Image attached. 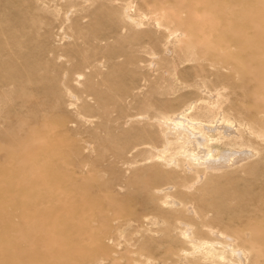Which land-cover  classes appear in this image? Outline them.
Segmentation results:
<instances>
[{
    "label": "rangeland",
    "instance_id": "1",
    "mask_svg": "<svg viewBox=\"0 0 264 264\" xmlns=\"http://www.w3.org/2000/svg\"><path fill=\"white\" fill-rule=\"evenodd\" d=\"M204 88L264 137V0H0V264H185L178 218L264 264V140L200 178L157 157Z\"/></svg>",
    "mask_w": 264,
    "mask_h": 264
},
{
    "label": "bare ground",
    "instance_id": "2",
    "mask_svg": "<svg viewBox=\"0 0 264 264\" xmlns=\"http://www.w3.org/2000/svg\"><path fill=\"white\" fill-rule=\"evenodd\" d=\"M126 8L128 9V7ZM126 17L132 20L130 16ZM210 91L212 92V90L204 88L202 92L203 94L206 93L204 94L206 98L197 99V101H193L172 114L157 119L159 125L164 128L163 134L165 137V145L161 149L158 148L159 150L155 148V150H158L157 157L162 158L166 166L172 165L178 169L185 168V165L188 166L198 178L219 174L230 168L239 169L251 157H257L261 153L257 141L253 139L264 140L262 134L257 133L250 125L238 122L227 113L226 109L222 110L221 103L218 104L221 97L219 99L213 97L215 100H212L208 95V93L212 95ZM201 104L204 105L206 111H216V116L210 119L201 118L197 114ZM56 118L57 114L49 115L44 130L52 131L53 121ZM231 144H236V146L233 147ZM170 151L171 153L168 155ZM38 153V156L45 157L44 161L46 163H50L53 159L52 146H48L47 151L40 150ZM189 187L191 188V186ZM189 187L184 188L189 189ZM168 196L167 194V199L164 198L166 200L162 201L165 205H169L174 211L183 207L180 201L169 199ZM185 207L187 206L185 205ZM184 209L187 215H189L190 209V213L192 212V208ZM159 222L161 221L156 222V225ZM173 225V229L175 232L177 231L181 238L180 240L190 246L189 250H183V254L187 257L182 258L179 256L182 260L186 259L185 264H249L250 262V254L247 250L235 245L231 238L210 223H203L202 227L206 228L209 235L216 237L214 239L200 236L194 225L179 218ZM147 260L150 261L148 258Z\"/></svg>",
    "mask_w": 264,
    "mask_h": 264
}]
</instances>
